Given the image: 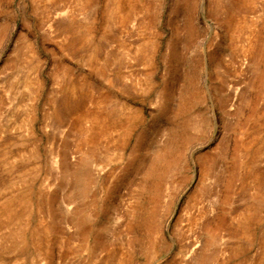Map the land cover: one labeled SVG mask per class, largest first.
I'll list each match as a JSON object with an SVG mask.
<instances>
[{
	"label": "rangeland",
	"instance_id": "obj_1",
	"mask_svg": "<svg viewBox=\"0 0 264 264\" xmlns=\"http://www.w3.org/2000/svg\"><path fill=\"white\" fill-rule=\"evenodd\" d=\"M0 264H264V0H0Z\"/></svg>",
	"mask_w": 264,
	"mask_h": 264
},
{
	"label": "bare ground",
	"instance_id": "obj_2",
	"mask_svg": "<svg viewBox=\"0 0 264 264\" xmlns=\"http://www.w3.org/2000/svg\"><path fill=\"white\" fill-rule=\"evenodd\" d=\"M119 10H120V8H119V6H118V4L116 3L114 6H113V8H111V14H116V15H118V13H119ZM253 43H249L248 44V49H250V48H253ZM65 88L67 89V94H66V96L67 97H69V94H74V92H76L75 93V96H76V94L78 93V92H82V94H84L83 93V91L81 90V85L78 83V86H77V84L74 82V80L73 81H70V82H68V83H66L65 84ZM65 96V97H66ZM73 96V95H72ZM66 97V98H67ZM76 100V99H75ZM69 101V100H68ZM74 101V100H73ZM75 103V102H74ZM68 103H66V105H67ZM71 104V103H70ZM73 104V103H72ZM64 105V104H63ZM65 105V106H66ZM77 105V104H76ZM63 107V106H62ZM56 111V110H55ZM69 111V110H68ZM67 111V112H68ZM64 113H66V110H64L63 111ZM89 115L91 118H92V120H93V123H94V125L95 124H97L96 126L97 127H99V129L101 130V129H103L105 126H106V122H104L103 121V115L101 114V113H97V112H95V113H86V114H84V115H82L83 117H86V115ZM87 115V116H88ZM57 116V115H56ZM82 135V134H81ZM83 136H85V135H83ZM250 166V165H249ZM66 168V167H65ZM66 171H68V170H66ZM248 173L246 174L247 175V177L248 176H251V178H252V176H253V178L255 179H257L258 178V172L256 171V169L255 168H247V170H246ZM36 209H37V211H39L40 210V207L37 205L36 206ZM242 212H243V210H242ZM239 213V212H238ZM75 215H77L76 213H74V218H77V216H75ZM239 216H243V213L241 214V213H239ZM41 218H43V217H41ZM239 218V217H238ZM40 221V220H39ZM43 222V221H42ZM47 225V224H46ZM208 225V224H207ZM244 229H246V228H244ZM246 232V231H245Z\"/></svg>",
	"mask_w": 264,
	"mask_h": 264
}]
</instances>
